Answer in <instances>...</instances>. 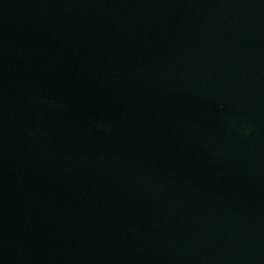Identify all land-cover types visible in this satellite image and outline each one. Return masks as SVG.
Wrapping results in <instances>:
<instances>
[{
    "label": "water",
    "instance_id": "water-1",
    "mask_svg": "<svg viewBox=\"0 0 264 264\" xmlns=\"http://www.w3.org/2000/svg\"><path fill=\"white\" fill-rule=\"evenodd\" d=\"M0 264H264V0H0Z\"/></svg>",
    "mask_w": 264,
    "mask_h": 264
}]
</instances>
